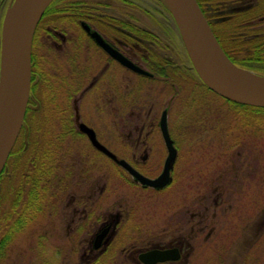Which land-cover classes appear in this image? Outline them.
Returning <instances> with one entry per match:
<instances>
[{
    "label": "flooded vegetation",
    "instance_id": "obj_1",
    "mask_svg": "<svg viewBox=\"0 0 264 264\" xmlns=\"http://www.w3.org/2000/svg\"><path fill=\"white\" fill-rule=\"evenodd\" d=\"M121 1L127 9L123 7L120 14L112 11L109 5L107 8L106 4L78 9L74 11L75 15L60 10L58 12L57 8H54L41 21L34 37L29 114L24 124V127H27V137L21 136L23 127L0 175V243L4 240L8 244L14 236L25 232L26 229L36 228L32 235L36 236L38 241L48 243L49 239L58 238V241L66 244L61 247L60 254L56 255L58 259L63 256L64 260H54L57 262L55 264H76L72 255L77 256L78 264H100L101 257L108 250L112 253L110 257L114 255L115 250L111 248L117 224L122 217L111 214L104 219L106 221L100 228L98 226L99 157L107 158L108 163L117 168L122 175L124 172L127 173L141 189L156 193L164 192L163 190L170 186L174 181L173 174L180 163L178 141L169 131L173 147L177 150L171 181L163 189L145 186L99 151L81 128V125H85L92 129L99 142L116 154L105 142L104 137L99 136L96 113L101 107V113L106 112L113 116L134 106L129 105L131 91L139 90L136 87L131 89L130 77H134L142 81V126L140 131L138 127L135 131L139 132L138 143L142 137L143 152L139 159L136 154L131 159L141 160L144 165L147 160H157L161 154L162 144L159 148L160 138H157L154 145H157L158 150L151 151V147L147 146L151 134L148 129L151 127L158 132L159 127L163 137L161 130L163 113L160 121L155 117L148 122L149 127L147 126V120L152 117L146 111V100L143 97L144 81L147 79L157 81L179 74L177 68L173 69L177 60L171 52L174 44L180 45L186 55L185 61L191 65L177 25L171 14L163 16V12L166 11L162 10L159 0L152 1L154 6L161 10L142 9V4L134 0ZM13 2L14 0H0V79L4 19ZM197 2L199 4L198 0ZM205 2L208 7L210 6L207 12L200 4L199 6L220 45L222 46L218 37L225 42L227 48L225 52L230 59L243 60L245 64L264 63L262 25L264 0H205ZM142 11L147 17H151L150 24H145ZM232 17L236 18L234 24L229 23ZM217 32L223 35L218 36ZM94 33L100 36L109 51L93 37ZM229 33H233L236 39L237 48L234 50L230 49L227 43ZM54 54H59L60 71L51 60ZM117 56L151 75H143L126 67ZM156 76L160 78L155 79ZM57 90H60L62 102L59 105H56ZM99 96L105 97L101 106L98 105ZM52 112L59 114L58 133L53 128ZM163 140L167 156L164 158L161 173L150 178L147 170L140 172L152 180L163 173L169 157L164 137ZM116 156L120 160L124 159L117 154ZM162 160L163 157L158 159ZM130 164L137 169L135 163ZM221 204L222 202L217 200L214 210L217 211ZM190 205L187 204V219L183 228L175 233V239L145 248L133 245L128 249L125 247L121 250L120 263L194 264V241L210 227L209 223L216 213L214 212L211 217L207 213L198 217ZM205 211L208 212L209 209L205 208ZM65 229L66 232H63ZM130 230L131 226L128 223L126 232L119 242L128 236ZM105 231L107 233L103 235ZM214 231V226L210 227L205 240H208ZM65 249L68 252L65 253ZM153 251L166 253L163 260L158 262H154V259L142 260L145 254Z\"/></svg>",
    "mask_w": 264,
    "mask_h": 264
},
{
    "label": "rangeland",
    "instance_id": "obj_2",
    "mask_svg": "<svg viewBox=\"0 0 264 264\" xmlns=\"http://www.w3.org/2000/svg\"><path fill=\"white\" fill-rule=\"evenodd\" d=\"M91 1L106 4L107 8L109 5L116 14H120L123 7L127 9L121 0ZM134 1L141 3L142 9L156 8L152 0ZM161 3L162 10H169L163 0ZM166 14L167 11L163 12L164 17ZM146 15L142 11L145 24H150L152 19ZM174 45L171 52L177 60L173 69L180 70L179 74L157 81L147 79L143 91L147 114L152 117L147 120V126L155 117L160 121L162 113L167 111L169 131L178 141L181 156L173 174L174 181L164 192L145 191L127 173L122 175L110 165L107 158L99 157L98 226L100 228L111 214L122 217L111 248L115 250L114 255L110 257L112 253L108 250L101 257L100 264H121V250L125 247L145 248L175 239V233L183 228L187 219L188 203L198 217L206 213L211 217L216 213L209 223L215 228L212 236L205 240L209 227L194 241V264H264V113L229 106L219 96L206 90L192 66L185 61L186 55L180 45ZM53 56L51 60L59 70V54ZM255 70L250 71L262 73V69ZM158 78L156 76L155 79ZM130 85L131 89L139 88L137 92L131 91L129 105L134 106L113 116L101 113V107L98 109L99 136L104 137L119 157L133 165L135 163L140 172L147 170L149 177L154 178L163 168L166 147L159 127L158 132L150 127L147 146L156 152L158 147L154 143L160 138L158 145L161 148L162 144V150L158 159L163 157V160H147L144 165L141 160L131 159L135 154L139 159L143 152L142 137L138 143L139 132L135 131L136 127L140 131L142 126V81L130 77ZM56 96V105H59L62 103L60 90L56 91ZM104 101L105 97L99 96L98 105L101 106ZM52 113L53 128L58 133L59 114ZM21 136L27 137V127H24ZM217 200L222 204L215 211ZM205 208L209 211L204 212ZM128 223L131 230L119 242ZM34 229L28 228L14 236L8 243L6 257L1 264H55L54 260H64L63 256L58 259L56 255L66 244L58 238L49 239L48 243L38 241L32 235ZM72 257L78 264L77 256Z\"/></svg>",
    "mask_w": 264,
    "mask_h": 264
},
{
    "label": "water",
    "instance_id": "obj_3",
    "mask_svg": "<svg viewBox=\"0 0 264 264\" xmlns=\"http://www.w3.org/2000/svg\"><path fill=\"white\" fill-rule=\"evenodd\" d=\"M163 1L174 18L190 61L200 80L211 91L228 101L254 108H264V75L245 70L229 59L197 0ZM53 2L54 0H14L5 15L0 79V175L25 122L32 84L33 40L44 13ZM93 37L109 51L97 33H94ZM117 58L126 67L143 75H151L126 59L120 56ZM81 128L89 135L92 144L99 151L125 169L136 181L156 189H163L170 183L177 150L170 139L167 112H164L161 118V130L169 150V157L163 173L154 180L143 176L127 161L118 159L98 141L92 129L85 125H81ZM106 233L107 231L103 235ZM165 254L153 251L145 254L142 260L162 261Z\"/></svg>",
    "mask_w": 264,
    "mask_h": 264
},
{
    "label": "trees",
    "instance_id": "obj_4",
    "mask_svg": "<svg viewBox=\"0 0 264 264\" xmlns=\"http://www.w3.org/2000/svg\"><path fill=\"white\" fill-rule=\"evenodd\" d=\"M199 4L201 5V7L207 12V10H209L210 6L208 7V4L205 2V0H198ZM161 4V2H160ZM103 4H99V3H94L91 0H55V2L46 10L43 19L50 13V11H52L54 8H57V11L59 12V10L61 12H65V13H70L75 15L74 11L78 10V9H89V8H94V7H99ZM162 7V5H160ZM163 8V7H162ZM42 19V20H43ZM229 23H236V18L232 17L229 19ZM225 24V22H223ZM221 34V33H220ZM220 34L217 32V35L220 36ZM223 35V34H221ZM228 35V39H227V43L229 45V48L234 50L235 48H237V44H236V39L234 37L233 33H229ZM219 40L221 41L222 46L224 47L225 51L227 50L225 42H223L221 40L220 37H218ZM35 44V42H34ZM259 57V56H258ZM233 62H235V64H237L238 66L244 68V69H256L255 71H257V69H262L260 72H262L261 74L264 75V63H259V65L255 66L256 64H245L243 62V60H233ZM258 66H260L261 68H258ZM180 72V70H179ZM203 87L208 90L210 92V89L207 88L204 84ZM224 100V99H223ZM226 103H228L229 106H235V107H243V108H250V110L256 111L258 113H264V109L261 108H252V107H248V106H243V105H239V104H235L233 102L224 100ZM29 114V109L27 110V114H26V119H25V123L27 122V117ZM7 247L8 244L6 241H2L0 243V261H2L5 257V254L7 252Z\"/></svg>",
    "mask_w": 264,
    "mask_h": 264
}]
</instances>
